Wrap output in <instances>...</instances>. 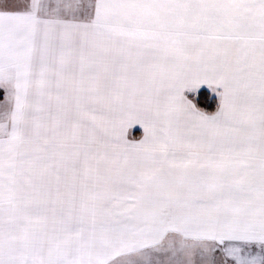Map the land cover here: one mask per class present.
<instances>
[{
    "label": "snow or ice",
    "instance_id": "6c2138e0",
    "mask_svg": "<svg viewBox=\"0 0 264 264\" xmlns=\"http://www.w3.org/2000/svg\"><path fill=\"white\" fill-rule=\"evenodd\" d=\"M0 264H264V0H0Z\"/></svg>",
    "mask_w": 264,
    "mask_h": 264
}]
</instances>
